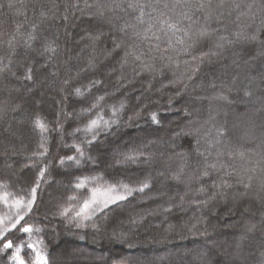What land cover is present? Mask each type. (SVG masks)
I'll return each mask as SVG.
<instances>
[{
  "label": "trees",
  "instance_id": "obj_1",
  "mask_svg": "<svg viewBox=\"0 0 264 264\" xmlns=\"http://www.w3.org/2000/svg\"><path fill=\"white\" fill-rule=\"evenodd\" d=\"M57 2L62 11L63 0ZM216 2L218 0H214ZM8 3L9 0H0L3 5L0 7V31L8 33L4 41L15 31L16 24L24 21V16L17 15L15 9L10 10ZM26 3L27 16L37 20L39 39L31 49L18 47L16 55L11 57L5 43L0 48V56L4 57L5 64L11 58V71L18 74L23 71L19 67L21 62L26 65L34 61L35 79L26 86L27 82L13 77L10 71L0 74V101H7L5 107L9 109L5 119L0 121V153L6 152L0 155V180L10 181L13 188L34 180L36 170L23 165L40 143V134L31 124L39 115L48 126L45 133L49 149L47 159L53 161V166L49 184L43 186L32 218L37 222L36 226L43 229L39 236L51 264H201L202 261L203 264H239L237 260L242 256L246 262L240 264H260V253L264 252V193L252 191L241 196L244 189L233 187L227 190L225 200L202 208L191 203L194 199L204 198L195 193L201 186L211 192V183H219L220 174L214 173L205 181L193 180L191 187L175 183L171 175L183 162L181 157H188L185 171L189 175L193 163L202 159L196 155L198 137L185 135L195 130H199L200 137L208 133L215 136V129L223 126L228 130L225 144L220 146L225 152H244L253 161L264 158V47L259 44L228 45L218 36L213 37L197 48L196 55L215 51L220 56L212 57L216 60L212 64L205 57L187 91L176 96L182 86L173 87L171 81L184 74L183 65L175 74L165 68L163 75H157L153 80L148 74L135 75V62L131 56L121 67L123 48L107 56L113 47L112 37L120 35L116 29L123 21L114 20V29L107 22L84 17L73 18L65 26L62 19L39 18L40 0H26ZM247 3H253V0ZM255 3L259 5L260 0ZM79 16L77 13L76 17ZM259 24L257 17L248 31H255ZM236 30L235 24H228L223 34L231 38V33ZM101 31L104 34L93 46L89 37ZM260 35L264 39V30ZM53 41L57 52L48 66L42 67L49 55L43 53V48ZM125 42L131 45L133 41L125 38ZM217 44L224 47L218 48ZM65 80L70 83L65 85ZM92 80H99L100 84L84 97L74 94V87H87ZM245 89L251 93L248 97L244 96ZM40 93L44 94L40 96ZM100 95L105 96L104 112L112 105L118 106L121 100L125 102V109L118 115V125H113L108 132L101 131L93 145H82L86 151L78 168L75 165L70 170L57 167L60 156L74 154L75 150L68 146L73 140L72 133L94 118L95 112L85 113L94 98ZM217 96H227L233 103L213 99ZM16 104L22 107L12 112L10 109ZM141 110V118L133 119L130 124L128 117H134ZM151 112H157L158 124L152 123ZM254 129L257 130L255 135L250 132ZM207 147L202 140L200 151ZM135 149L143 151L145 156L151 154V161L115 166L124 154ZM255 151H261L263 156L257 157ZM224 159L227 161V155ZM8 164L11 165L9 169ZM12 174L17 178L13 179ZM98 175L105 181L136 183L148 179L150 187L144 193H135L120 206L106 210V217L99 214L95 218L99 231L92 228V221L77 229L61 218L58 211L67 197L75 194L72 185L77 176ZM232 179L223 175L224 181L231 182ZM60 181L66 184L63 191L54 186ZM181 196L185 199L183 205H180ZM165 208H171V211L165 212ZM248 212L252 213L251 217L246 215ZM226 214L233 218L230 223H223L222 217ZM133 219L138 223L134 224ZM192 225H196V229L189 232ZM252 225L255 227L249 231ZM205 229L208 235L200 236L199 232ZM177 233L185 239H180ZM121 236L124 238H119ZM82 260L84 262H80ZM0 264H8L7 258L0 257Z\"/></svg>",
  "mask_w": 264,
  "mask_h": 264
},
{
  "label": "snow or ice",
  "instance_id": "obj_2",
  "mask_svg": "<svg viewBox=\"0 0 264 264\" xmlns=\"http://www.w3.org/2000/svg\"><path fill=\"white\" fill-rule=\"evenodd\" d=\"M17 4L20 7H17ZM2 6L0 5V7ZM8 8L15 9L17 15L24 16V21L16 24L15 31L6 41L3 38L8 33L0 31V48L6 43L8 55L11 57L16 55L18 47L31 49L39 37L36 34L38 28L36 18L27 16L26 0H9ZM40 8L39 18L62 19L65 26L73 18L84 17L100 23L107 22L114 29L116 28L114 20L123 21L116 29L120 35L112 37L113 47L111 51L107 52V56H111L113 52L123 48L124 56L121 67L123 68L128 63V57L131 56L135 62L133 67L135 75L148 74L152 76L153 80L157 75H163L165 68L175 74L180 71L181 65H183L184 74L171 81L173 87L182 86L176 96L187 91L190 82L200 72L205 57H208L207 62L212 64L216 62L212 57L220 56V53L215 51L196 55L197 48L205 42L211 41L213 37L218 36L220 41H224L228 45L259 44L264 47V39H261L260 35L264 30V0H260L259 5L255 3V0L253 3H245V0H218L216 3L214 0H91V2L89 0H63L62 11L60 10L61 4L57 0H40ZM45 9L47 10L45 11ZM254 9H258V11ZM77 13L80 14L79 17H76ZM233 15H235L234 19ZM257 17H259L260 24L255 31L249 32L248 29L252 27V22ZM213 23L216 24V27H212ZM228 24H235L237 28L231 33V38L223 34L227 31ZM103 34L101 31L97 35L89 37L93 46ZM125 38L133 41L131 45L125 42ZM53 44L54 41L46 44L43 48V53L49 55L45 63L41 65L42 67H47L48 62L57 52ZM217 47L223 48L224 45L217 44ZM33 63L35 62L31 61L25 65L21 62L19 67L23 71L18 74L11 71V58L5 64L4 57L0 56V74L10 71L13 77L27 82L26 86H28L35 79ZM158 64L161 65L160 68L157 67ZM90 66L95 68V65ZM52 74L55 75V72ZM64 83L68 85L70 81L65 80ZM99 84V80H92L87 87H74V94L77 97H84L91 88ZM192 86L195 87V85ZM250 94L245 89L244 96L248 97ZM213 99L223 100L229 104L233 103L227 96H217ZM104 100L105 96L103 95L94 98L85 113L95 112L94 118H90L86 124L78 126L72 133L73 136L77 133H84L83 140L81 143L71 145L75 150L73 155L59 157L57 167L64 168L75 165L78 168L86 151L82 145H93L101 131L108 132L113 125H118V113L125 109V102L121 100L119 107L112 105V118L105 119L102 104ZM7 103V101H0V121L5 119L9 111L5 107ZM171 104L170 98L169 105L171 106ZM21 107L20 104H16L10 110L16 112ZM141 115L142 110L137 111L134 117L129 116V123L131 124L133 119H140ZM150 117L153 124L159 123L157 112H151ZM31 124L33 129L38 130L40 134V143L37 150L26 157L27 162L23 167L36 170L34 180L17 185L15 188L12 187L10 181L0 180V257H6L8 264H51L50 255L42 247L43 240L37 235L43 229L36 226L37 222L32 218L40 194L44 190L43 186L49 184L50 169L53 166V161L47 159L49 149L45 133L48 131V126L39 115L33 118ZM227 132V128L221 126L215 129V136L208 133L204 137H200L199 130L185 133V135L198 137L196 155L202 159H197L193 163V170L189 175L185 171L189 163L188 157H181L183 162L179 169L172 173L171 180L177 184H186L191 187L193 180L205 181L214 173L220 174L221 177L219 183L215 181L211 183L213 189L211 192H206L204 186L199 187L195 195L204 198L191 201L197 207L207 208L217 200H225L228 195L227 190L233 187L244 189L240 193L241 196H247L252 191L264 193V159L253 161L244 152H225L220 146L225 144ZM202 140L207 143L208 147L200 151ZM65 146L67 147V145ZM40 149L43 150L40 151ZM213 149H215L214 159H212ZM5 154L6 152L0 153V155ZM225 155H227V161L224 159ZM141 157H144L143 161ZM151 159V154L145 156L143 151L135 149L124 154L123 159L117 160L115 166L127 167L131 164H147ZM8 166L11 167V165ZM223 175H228L233 179L231 182L224 181ZM72 186L78 193H82L86 189L87 194L79 203H76L80 199L77 195L68 196L66 201L68 206H62L58 215L77 229L85 227L86 222L92 221V228L99 231L95 223V218L99 214L102 213L106 217V210H111L112 206H120L122 202L127 201L137 192L144 193L146 189H149L150 183L148 179L139 180L136 183L123 180L105 181L102 175H98L77 176ZM187 194L186 192L185 195ZM184 203V196H181L180 205ZM164 211L169 212L171 208H165ZM140 219L143 220V217ZM132 222L138 223L136 219H133ZM262 222H264V218H262ZM254 227L255 225H252L248 230L252 231ZM194 229H196V225H192L188 230L193 232ZM113 235L115 237V233ZM199 235L207 236L208 232L205 229L199 232ZM177 236L180 239H185L181 233H177ZM119 238L123 239L124 237ZM203 255L204 253H201V256ZM260 257V264H264V252L260 253Z\"/></svg>",
  "mask_w": 264,
  "mask_h": 264
},
{
  "label": "rangeland",
  "instance_id": "obj_3",
  "mask_svg": "<svg viewBox=\"0 0 264 264\" xmlns=\"http://www.w3.org/2000/svg\"><path fill=\"white\" fill-rule=\"evenodd\" d=\"M247 1H251V0H245V3H247ZM258 10V9H257ZM44 93H40V96L41 95H43ZM117 107H119V105L117 106ZM118 115H119V113H118ZM104 117H105V119H110V118H112V113H111V107H108L106 110H105V112H104ZM253 129V128H252ZM250 132H251V134H253V135H255V134H257V130H250ZM83 136H84V133H77L75 136H73L72 135V137H73V140L71 141L70 140V144L68 145L69 147H71V145L73 144V143H81V141L82 140H80V137H82L83 138ZM11 144V143H10ZM251 154V153H250ZM254 155H256L257 157H262L263 156V154H262V152L261 151H255V153H254ZM264 159V158H263ZM8 165H10V164H8ZM7 168L9 169L10 167L9 166H7ZM67 169L66 170H70L71 168H75V166L74 165H72V167H66ZM11 177L13 178V179H16L17 178V175L16 174H12L11 175ZM54 186L59 190V191H63L64 190V188L66 187V184L63 182V181H60V182H57V183H54ZM87 194V190L85 189V190H83V192L82 193H78L77 192V190H76V192H75V194L74 195H77L80 199L76 202V203H79V202H82V199L84 198V196ZM55 197H57V195H55L53 198H52V200L50 201V203H51V205H53L54 203H52L53 202V200L55 199ZM63 206H68L66 203H64L63 204ZM230 215V214H229ZM228 214H226V215H223V223H230L232 220H233V218L232 217H230ZM246 215H248V216H250L251 217V215H252V213L250 214L249 212L248 213H246ZM89 222H91V221H88V222H86V224H88ZM228 227H230V226H228ZM231 228V227H230ZM38 236H39V234H37ZM40 237V236H39ZM36 237L34 236V239H35ZM41 238V237H40ZM42 247H44V245H42ZM45 249V248H44ZM77 249H79V248H77ZM105 256V255H104ZM98 258H99V256H97ZM237 260V259H236ZM229 261H230V259H229ZM80 262H84V260H82V261H80ZM237 262L240 264L241 262H246V260H245V258L242 256L241 257V259H239V260H237Z\"/></svg>",
  "mask_w": 264,
  "mask_h": 264
}]
</instances>
